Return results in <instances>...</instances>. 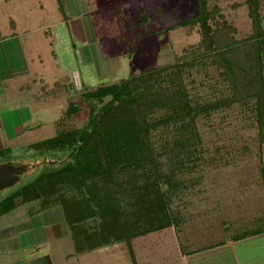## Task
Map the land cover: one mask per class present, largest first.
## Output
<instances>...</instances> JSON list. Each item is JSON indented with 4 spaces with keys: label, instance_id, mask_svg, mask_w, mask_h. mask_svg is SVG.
Instances as JSON below:
<instances>
[{
    "label": "rangeland",
    "instance_id": "obj_1",
    "mask_svg": "<svg viewBox=\"0 0 264 264\" xmlns=\"http://www.w3.org/2000/svg\"><path fill=\"white\" fill-rule=\"evenodd\" d=\"M206 1L209 11L215 12L211 23L225 20L234 27L237 39L251 35L249 0ZM258 2L264 27V0ZM196 10L197 0H0V36L19 40L27 66V73L13 75L0 87L6 96L2 106L8 111L28 107L25 115L31 116V125H23L24 133L12 140L2 134L4 146L10 144L0 151V179L8 177L0 184V204L12 190L48 170L47 159L53 152L57 155L55 150L32 144L54 136L59 128L82 127L87 122L85 103L76 114L65 113L89 89L169 65L163 78L179 83L171 72L180 71L191 105L231 96V81L221 74L222 68L209 61L185 66L186 53L198 46L202 34L198 24L181 26L178 22ZM167 115L164 109L163 116ZM62 118L65 123L60 122ZM192 125L197 133V160L186 162L177 173L170 203L175 225L116 240L104 232V238L99 233L98 238L82 237L80 242L67 228L62 204L50 203L52 221L60 231L52 239L45 227L42 208L46 204L36 200L0 215V252L2 246L22 250L31 239L43 246L36 247L37 251L53 253L56 262H62L70 250L77 253L70 264H153L159 258L166 264L177 258L174 250L178 253L180 240L190 247L192 242L206 248L264 232V141L254 103L196 114ZM152 134L158 148L173 141L164 126ZM168 160L160 158L162 167L169 170ZM75 214H70V220ZM92 217L78 221L88 235L106 223L105 217ZM106 238L112 241L101 242ZM251 244L258 254L264 253V238ZM167 249L170 257L163 256Z\"/></svg>",
    "mask_w": 264,
    "mask_h": 264
},
{
    "label": "trees",
    "instance_id": "obj_2",
    "mask_svg": "<svg viewBox=\"0 0 264 264\" xmlns=\"http://www.w3.org/2000/svg\"><path fill=\"white\" fill-rule=\"evenodd\" d=\"M249 4L253 31L245 39H237L234 27L225 20L214 21L213 27L215 12L209 11L206 0H197L195 14L178 22L181 26L198 24L202 34L198 46L186 53L185 66L209 61L222 68L221 74L231 81V96L193 106L180 71H170L179 83L163 78L169 65L87 90L65 113L76 114L85 103L89 117L82 127L59 128L54 136L32 144L55 150L61 155L53 152L51 158L61 160L47 159L48 170L5 195L0 215L34 200L46 207L62 204L77 240L85 230L78 221L93 215L105 217L106 223L88 239L104 232L108 238L113 235V240L131 238L175 225L170 203L177 173L186 162L197 160V133L192 125L196 114L253 102L264 141V27L258 0ZM164 109L169 115L163 116ZM178 122L182 125H170ZM163 126L173 141L159 149L152 132ZM161 157L169 158V170L162 167ZM90 243L95 246L94 241Z\"/></svg>",
    "mask_w": 264,
    "mask_h": 264
},
{
    "label": "crops",
    "instance_id": "obj_3",
    "mask_svg": "<svg viewBox=\"0 0 264 264\" xmlns=\"http://www.w3.org/2000/svg\"><path fill=\"white\" fill-rule=\"evenodd\" d=\"M1 30V29H0ZM2 33L0 32V35ZM2 36V35H1ZM0 36V87H2L6 80L13 77V75H20L27 73L26 62L24 61V54L19 40L16 38H2ZM1 92V91H0ZM6 98L0 93V149L5 148L2 143V134L8 138V140L14 139L19 133H24L23 125H31L29 122L31 116L25 115V110L28 107L23 106L19 109L5 110L2 106V100ZM39 125V124H37ZM7 148V147H6ZM36 201V200H34ZM30 201V202H34ZM28 202V203H30ZM40 203L42 201L40 200ZM22 203L18 206L25 205ZM53 207V206H52ZM52 207L47 206L43 209V215L46 218L47 233L53 239L60 231L56 229L52 221ZM16 208V207H15ZM30 211V210H28ZM69 224V223H68ZM70 224L67 226L69 229ZM171 227V226H170ZM167 227V228H170ZM71 228V227H70ZM166 229V228H164ZM163 230V229H160ZM66 232H68L66 230ZM155 232V231H153ZM153 232L147 233L151 234ZM72 233V229H71ZM84 234V235H83ZM89 233L82 232L78 236V241H82V237H86ZM264 232H256L255 234L236 236V240L231 239L228 242L219 243L217 246H210L206 248H199L191 242V247L188 244H182L181 240L178 244V253L176 248L174 250V256L177 258L166 262V264H264V253L258 254L253 248L251 241L260 240L264 238ZM80 237V239H79ZM77 239V237H75ZM85 240V239H83ZM2 242V240H0ZM2 252H0V264H70V261L76 252L66 251L63 255V261L56 262L53 260L54 255L50 252L37 251L36 247H43L41 245H35L34 241L29 239L24 245L22 250H12L11 248L6 249L2 246ZM241 249V251L239 250ZM170 249H167L163 256L170 257ZM225 261H223V260ZM137 260V259H136ZM138 262V261H137ZM143 262V261H142ZM141 262V263H142ZM164 262V261H163ZM160 258L154 260L153 264H163ZM261 262V263H260ZM149 263L146 261V264ZM140 264V261L138 262ZM150 264V263H149ZM165 264V263H164Z\"/></svg>",
    "mask_w": 264,
    "mask_h": 264
},
{
    "label": "water",
    "instance_id": "obj_4",
    "mask_svg": "<svg viewBox=\"0 0 264 264\" xmlns=\"http://www.w3.org/2000/svg\"><path fill=\"white\" fill-rule=\"evenodd\" d=\"M12 176H13V175H10V177H12ZM7 178H8V177L3 178V179H0V184H4Z\"/></svg>",
    "mask_w": 264,
    "mask_h": 264
}]
</instances>
